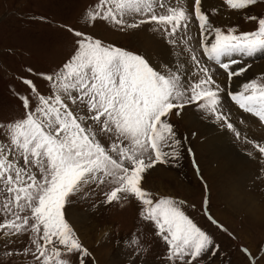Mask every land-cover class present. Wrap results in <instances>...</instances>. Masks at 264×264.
<instances>
[{
    "label": "snow or ice",
    "instance_id": "1",
    "mask_svg": "<svg viewBox=\"0 0 264 264\" xmlns=\"http://www.w3.org/2000/svg\"><path fill=\"white\" fill-rule=\"evenodd\" d=\"M262 4L264 0H221L209 13L204 0H96L86 9V27L102 21L126 32L151 25L170 45L184 46L192 67L183 61L176 68L154 67L141 54L68 28L76 38L72 54L52 72L35 73L48 91L42 93L33 79L21 76L26 91L12 95L22 114L0 120L3 254L30 256L23 264H99L68 213L75 199L102 193L103 204L137 205L139 220L164 246L159 264H201L206 255H216V241L186 214L185 201L155 196L144 182L151 170L179 156L181 141L171 118L182 117L186 107L195 106L240 139L231 109L225 111L226 94L264 128V73L246 79L239 91L222 86L246 77L251 66H241L244 57L264 53V16L247 14ZM227 10L246 13L254 28L238 32L233 26H215L211 15ZM194 28L198 39L191 34ZM194 39L199 52L192 47ZM25 71L33 74L30 66ZM244 140L264 165V142ZM203 203L211 224L227 231L207 211V198ZM25 236L21 250H9ZM110 239L103 231L97 244ZM127 247L134 257L129 264H143L149 248L141 237L130 236ZM240 251L247 264H264V245L255 252L247 247Z\"/></svg>",
    "mask_w": 264,
    "mask_h": 264
},
{
    "label": "rangeland",
    "instance_id": "2",
    "mask_svg": "<svg viewBox=\"0 0 264 264\" xmlns=\"http://www.w3.org/2000/svg\"><path fill=\"white\" fill-rule=\"evenodd\" d=\"M95 2L96 0H0V120L19 117L22 114L19 101L12 95L13 91L21 94L26 91L19 83L21 76L33 79L42 93L48 91L46 82L35 73L52 72L72 54L76 38L67 31L68 28L141 54L149 59L154 67L169 65L176 68L179 62L171 60L177 57L180 62H184L186 68L192 67L189 53L183 51L184 46L170 45L159 33L151 30V25L126 32H121L102 21L95 27H86L83 13ZM220 2L221 0H204L205 10L210 13ZM247 14L264 16V4L254 7ZM245 15L244 12L239 15L231 14V10H227L223 14L218 12L211 15L210 18L217 27L226 30L227 27L233 26L238 32H243L254 28V25L245 19ZM191 34L198 39L195 28ZM192 47L197 52L200 51L196 39L192 41ZM243 64L251 66L246 77L234 78L231 83L223 81L222 86L235 92L240 90L246 79L259 77L264 73V53L244 57L241 66ZM29 66L33 69V74L25 71ZM257 70L261 71L256 72ZM229 102L225 94V111L231 109L230 120L240 131V139L223 126L222 122L207 117L195 106L186 107L182 117L171 118L177 137L181 141L179 156L171 159L168 164L158 165L151 170L144 182V187L155 196H169L185 201L186 214L212 235L218 245V252L216 255H206L201 264H247L240 249L247 247L255 252L259 246L264 245V212L263 216H258L259 220L263 221L259 222L258 219L246 216V211L234 204H244L255 199L256 205L264 210V165L257 159L259 153L244 140L247 136L248 139L264 142V128L256 118L243 114ZM198 125L209 126L217 134L223 129L229 139L231 138L225 140L226 144L232 147L231 152L254 162V167H251L252 181L242 182L239 190L245 191L241 194L239 190L234 189L232 184L235 178L231 174V181H228L221 180L219 174L214 172L220 161L215 165L212 162L213 156L206 143L205 132L201 131ZM208 152H211V155ZM249 152L253 155L250 156ZM241 167L246 169L244 165ZM205 198L208 201L207 211L227 231H221L207 219L204 214ZM103 199L102 193H90L75 199L68 213L83 243L94 251L99 264H129L130 260L134 259L129 256L127 247L128 238L132 235L140 236L141 242L149 248V251L143 254V264H159L157 258L163 255L164 246L161 241L153 240L151 230L139 220L137 205H106L102 203ZM103 231H108L111 239L100 246L97 240ZM27 240L28 237L25 236L15 249L9 246V250H21ZM5 250L0 246V264H23L24 261L31 260L30 256L7 257L3 254ZM137 264H140V261Z\"/></svg>",
    "mask_w": 264,
    "mask_h": 264
},
{
    "label": "bare ground",
    "instance_id": "3",
    "mask_svg": "<svg viewBox=\"0 0 264 264\" xmlns=\"http://www.w3.org/2000/svg\"><path fill=\"white\" fill-rule=\"evenodd\" d=\"M179 60L180 59L177 57L176 59L171 60V62H176L177 61V62H179L178 63V65H179L180 64ZM260 71L261 70H259V71L257 70L256 72H260ZM189 124H191V123H189ZM198 126H199L201 131L205 132V135H206V138H207L206 143L209 145V150L212 152V156H213V161L212 162L215 165V164H217L218 161H220V163L218 164L219 166L216 167L217 169L214 171L217 174H219L218 175L219 178L221 180L222 179H227L228 181H231V179L229 178V174H231L233 176V178H235V182L232 185H233L234 189H236L237 191L239 190V186L242 184V182H245L247 180L248 181H252L253 174L251 172V167H254L253 166L254 162L252 163L251 161H247L243 157L231 152V150H232L231 148L232 147L229 144H226V142H225V140H230L231 138L229 139V137L226 135V133L223 131V129L221 130L220 134H217L215 132V130L213 132V130L209 126H202V125H198ZM205 151H207V150H205ZM211 152H208V153L211 155ZM214 156H216L218 158H215ZM208 161H206V162H208ZM214 161H216V163ZM241 165H244V167L246 166V169L242 168ZM204 170H206V169H204ZM214 178H216V177H214ZM228 184H230V183H228ZM239 191H240L239 193L241 194L242 192L245 191V189H242V190H239ZM232 193L234 194L235 192L232 190ZM234 204H236L239 209L245 210L246 212L245 211L244 212L246 213V216H251L254 219H258L259 222H263V221L259 220L258 216H263L264 210L261 207H258L256 205L255 199L250 200V201H248V202H246L244 204H241V203L237 204L236 202H234ZM242 208H244V209H242ZM256 222L257 221H255V223ZM252 223H254V222H252Z\"/></svg>",
    "mask_w": 264,
    "mask_h": 264
}]
</instances>
